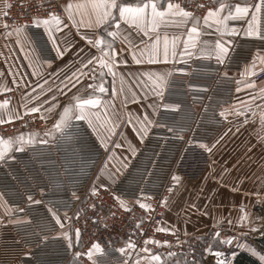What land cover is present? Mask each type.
<instances>
[{
	"label": "crops",
	"instance_id": "crops-1",
	"mask_svg": "<svg viewBox=\"0 0 264 264\" xmlns=\"http://www.w3.org/2000/svg\"><path fill=\"white\" fill-rule=\"evenodd\" d=\"M60 1L64 14L59 17L67 27H62L60 32L55 33L57 44L63 50L67 46L64 40H67L71 43V47L59 58L56 57V53L52 50V45L48 40L46 46L39 48L28 30L17 42L18 37L15 34V28L5 29V16H0V105H3L0 106V120L3 121L0 126L21 120L26 115H33L43 120L49 133L53 125L59 120L64 107L70 103H75L72 99L73 96L79 94L83 99H87L93 92L92 89L88 88V85L93 83L89 78L92 75L89 69L98 68V64L85 69L89 73L88 76L80 80V83L76 84L74 88L69 85L68 89L63 90L62 94H59L56 91V87H54V85L59 84V80H63L64 75L70 76L73 71L79 68L82 61L86 62L92 56L99 55L98 49L88 44L87 40L82 38L83 36L86 35L92 39L106 36V33L103 32V26L101 28L86 26L89 22L94 23L95 21V16L90 7V0H71L73 4L85 5L84 9L76 13L77 22L83 21V25H85L81 26L79 30L73 26L65 12V6L70 0ZM232 1L240 3V0H223L225 3ZM5 2L8 4L7 0H0V11L7 12V9L3 6ZM123 2L136 5L140 3V0H123ZM160 2L166 7L168 0H160ZM218 7L219 2L216 8ZM250 18L251 13L248 19ZM246 24L247 19L228 21L230 27L243 28ZM259 26L264 29V14L261 15ZM114 27L115 25L113 24L109 31H112ZM189 27H191V24L181 26L171 23L162 24L159 32L161 36L165 32L169 36L180 35L182 32L186 33ZM121 28L125 30L124 34L129 36L136 49L144 46L141 43L142 41L150 42L143 32L137 33L133 25L121 21ZM207 32L210 35L202 36V40L207 39L214 43L219 38L215 27L207 29ZM7 33H12V35H7ZM228 38L224 37V39ZM113 47L118 53L117 60L122 56L127 61L126 64H118L117 71L124 75L128 84H134L135 79L128 75L129 73L145 71L163 73L171 70L172 75L164 88L162 99L155 95H148L145 98L144 93L134 87V91L139 97V99L134 101L126 100V94L119 91V78H117L115 85L117 94L113 96L112 76L105 75L104 85L108 91L103 94L102 99L110 101L114 106L112 111L116 113L119 122V127L116 129L115 135L110 138L106 148L110 150L106 158L107 162L113 150L125 149L126 152L112 176L108 178L101 176L100 180L102 182H100L102 184H98V187H109L112 184L109 183L107 185L109 179H115L125 169V167H121V164L128 165L133 157V153L128 146L129 143L136 152L144 139L137 135L133 124L128 122L130 116L133 120L136 117L143 120L147 116L148 120L152 121V124L149 125L150 129L160 111L165 108L158 107L154 111L149 105H178L176 108L166 110L179 109L186 102L189 92L194 90L195 86H202V83L207 82L208 79H206L204 74L191 72L188 68L189 64L197 61V65L203 68H210L217 64L214 57L211 59L193 57L187 64L182 61L176 63L171 59L164 61L161 57L159 63L136 64L132 60L128 43L122 39H116ZM180 48H183V44L180 45ZM121 49H123L122 52ZM230 49L231 46L229 47V52ZM41 50H47L51 55L44 56ZM258 50L264 53V49ZM258 50L251 54L249 60L239 63L237 67H230L235 77L230 84L227 85L229 81L225 83L224 89L226 90L217 94L210 106L208 118L198 135L200 151L206 156V165L203 171L194 177H187L181 174L177 176L179 178L177 181L178 186L164 202L162 228L167 229L166 232L175 234L177 242L184 243L192 238H197L207 249L221 250L229 248L231 250L234 248V250H237L236 253L240 251L247 252L261 264H264V259H262L264 258V250L259 247L258 240H250L247 236H244V229H249L252 225H257V223L258 225L263 223L260 212L255 210V204L257 202L264 204V121H262V116H264V96L260 94L261 87H264V84H262L264 79L256 80L253 76L247 77L249 83H255L254 88H247L236 83V81L241 79V71L245 65L252 63L253 55ZM26 56L28 57L27 59ZM30 60L32 61V66H30ZM47 61H51V63L49 64ZM69 61L73 63L69 64ZM179 68H183L184 72H177L176 69ZM259 68L260 65L257 63L256 72L259 71ZM57 69L61 70L59 80L56 77L50 79V74L56 72ZM34 71L37 74H33ZM46 80L48 81L47 87L52 90L44 91L42 95H39L40 89L36 86L37 84L43 85ZM237 87H240L241 90L237 91ZM34 89L35 91H33ZM33 96L37 98L33 99ZM52 97H55V100H52ZM252 97H255L254 101L251 99ZM44 101H48V103H44ZM5 102L7 103L5 104ZM241 102L248 106L244 109L243 115L239 114ZM53 103H56V107L52 111L46 112L45 110ZM37 106H40V111H29L30 108ZM226 109L228 110L226 117L221 116L220 113ZM93 111H96V109H93ZM246 117L247 123L244 122ZM58 134V132L54 133L46 140H52ZM4 140L11 141L12 144L11 150L6 153V159L11 155L12 150L20 147V143L17 139L10 137ZM117 145L119 146L117 147ZM201 145L206 147H201ZM10 212L11 208L3 198L0 200V223L6 220ZM245 215L246 219L241 222V217ZM58 216L62 221L64 216L62 214ZM62 232H69L73 244H76L74 235L67 227V224H65ZM229 238L232 241L231 245L222 243V241ZM237 245L242 247L237 248ZM125 246L126 244L122 246V248H125L124 254L127 256L124 264H217V260H220V257L217 256L211 260L207 254H204L203 257L190 258L182 251L169 250L167 252L154 253L145 251V249L135 251L133 248L127 249ZM96 253L94 251L91 257L94 260L97 257ZM127 253H130V255ZM157 255L160 259L151 261V257ZM235 257H232V253H230L229 259L225 261V264H235ZM72 260L73 258L68 264H72ZM12 264H24V262L20 260Z\"/></svg>",
	"mask_w": 264,
	"mask_h": 264
},
{
	"label": "built area",
	"instance_id": "built-area-1",
	"mask_svg": "<svg viewBox=\"0 0 264 264\" xmlns=\"http://www.w3.org/2000/svg\"><path fill=\"white\" fill-rule=\"evenodd\" d=\"M7 2L10 7L4 21L8 29L27 26L38 47L46 46L48 39L44 29L33 27L32 22L46 19L50 14L62 16L61 1ZM171 2L180 3L201 18L209 8L215 9L218 5L213 0ZM258 49H264V41L238 35L231 45L226 65L203 68L197 61L189 64V70L204 74L207 82L197 87L192 84L195 89L189 92L181 108L161 110L123 172L111 186L95 189V194L92 185L108 152L86 121L73 119L64 136L58 134L45 144H26L22 151H13L0 162V194L11 208L6 220L0 223V264L20 260L24 264H68L76 253L81 254L78 257L81 264H93V261L95 264H124L127 256L120 249L129 241L135 243V251L176 250L190 258L207 254L211 260L216 258L214 252H220L224 254L220 260L227 261L229 248L207 249L196 238L180 243L175 234L158 229L162 228L164 202L178 186L173 177L179 174L194 177L206 165L198 135L217 94L226 90L225 83L230 84L235 77L230 67L249 60ZM41 51L44 56L51 55L47 50ZM225 72L226 80L219 75ZM253 78L263 80L264 72H256ZM28 126L44 125L40 118L29 115L17 123L2 125L0 135ZM28 197L40 203L33 204ZM121 200L126 202V207L120 206ZM137 201L150 204L151 208L146 210ZM255 209L260 210L261 205ZM52 212L67 216V227L74 238L79 230V244L68 247L61 235L64 228L56 223ZM93 244L100 245L95 260L88 256Z\"/></svg>",
	"mask_w": 264,
	"mask_h": 264
},
{
	"label": "snow or ice",
	"instance_id": "snow-or-ice-1",
	"mask_svg": "<svg viewBox=\"0 0 264 264\" xmlns=\"http://www.w3.org/2000/svg\"><path fill=\"white\" fill-rule=\"evenodd\" d=\"M219 2L218 8H209L208 12L202 18L195 16L192 12L187 11L185 8L181 7L180 3H172L171 0H168L166 7L160 2V0H140V3L132 5L129 3L123 2V0H90V7L95 16L94 23L89 22L86 26L92 28H101L103 26V32L106 33V36H99L96 39H92L89 36H83L82 38L87 40L88 44H91L93 47H96L99 51L98 56H92L91 59H88L86 62L82 61L80 67L71 73V75H64L63 80H59L61 73L60 69H57L56 72L50 74V79L56 77L59 80L56 87V91L59 94H62L63 90L71 87H75L76 84L80 83L85 76H88L89 66L98 64V68L89 69L92 72V75L89 77L93 83L88 85V88L92 89L93 92L88 96L87 99H83L79 94L72 97L75 103H70L65 106L63 111L60 114L59 120L53 125L52 130L45 135L51 136L54 133H59L61 136H64L67 130L72 126V120L77 121H86L88 126L92 128L93 132L96 133L97 139L100 140L101 145L107 148L110 138L115 135L117 127H119L118 117L113 109V105L110 101L103 100V94H105L108 89L104 85L105 75L112 76L113 79V89L112 94L115 96L117 94V89L115 87L117 78L120 81L121 93H125V99L134 101L139 99L134 87L140 89L144 93V97L147 98L148 95H155L159 98H163L164 88L167 86L169 77L172 75V71H164L163 73H158L154 71H145L140 73H129L128 75L134 77V84H128L125 80L123 74L117 71L118 64H126L127 61L121 56L117 60V51L113 47L116 39H122L124 42L129 44V50L131 51L132 60L136 64H154L159 63L161 57L164 61L169 59L175 61L176 63L183 62L187 64L189 60H192L193 57H199L200 59H211L215 58L217 64H227L230 55L229 47L233 45L236 36L243 35L246 37H255L264 41V29L259 26V20L261 15L264 14V0H257L256 3H252L251 0H240V3L232 4L230 2L225 3L223 0H213V3ZM4 8L7 9L10 7L6 2L4 3ZM199 7H204V5H199ZM85 5L83 4H73L70 2L65 6V12L67 13L68 19L72 22L74 27L79 28L83 25V21L77 22L76 13L80 12L81 9H84ZM163 9V10H161ZM226 13V14H225ZM251 13V18L248 19L249 14ZM7 12L0 11V16H6ZM247 19V24L243 28H238L235 26H229V20H245ZM121 21L129 25L135 26L137 33L143 32L144 36L149 38L150 42L142 41L144 45L140 49H136L132 44L131 39L128 35H125V30L121 28ZM175 24L177 26L191 24V27L187 28L186 33H181L180 35L169 36L167 32L160 35V28L162 24ZM115 25L112 31H109V28L112 25ZM32 26L36 28L43 27L45 34L48 37V42L52 45V50L56 53V57H62L65 52L68 51V48L71 47V43L67 40H64V43L67 45L61 50L60 46L57 44V37L55 33L61 31L62 27H67L63 24L61 18L55 14H50L46 19H34ZM5 29L8 28V25H4ZM215 27L216 33H218L219 38L213 43L207 39H201L204 35H210L207 32V29ZM27 26H19L15 28V34L19 38L26 33ZM7 35H12V33H7ZM154 36V39H153ZM224 37H229L224 39ZM111 38V39H108ZM183 44V48H180V45ZM123 49H121V52ZM179 57V59H177ZM28 57L26 56V59ZM51 63V61H47ZM72 61H69V64H72ZM259 63V71L264 72V53L261 50H258L252 59L250 65H245L244 69L240 73L241 79L236 81L237 85H243L247 88H254L255 83H249L247 77L255 76L256 66ZM30 66H32V61L30 60ZM177 72H184L183 68L176 69ZM198 71V70H194ZM33 74H37L35 71ZM221 79H228L227 73L219 74ZM264 84V82H262ZM48 81H44V84H37V88L40 89L39 95H42L44 91H51L50 87H47ZM240 87H237V91H240ZM35 91V89L33 90ZM204 91V89H201ZM261 96H264V87H261L260 90ZM36 96H33V99H36ZM253 101L255 97L251 98ZM52 100H55V97H52ZM7 102H5L6 104ZM48 103V101H44ZM3 106V105H0ZM56 107V103H53L45 111H52ZM153 110H157L158 107H164L165 109L176 108L178 105H149ZM248 106L241 102L239 112L240 115L244 114V109ZM96 109V111H93ZM102 110V111H101ZM29 111L37 112L40 111V106L30 108ZM227 109L220 113L221 116L226 117ZM262 121H264V116H262ZM3 121L0 120V123ZM129 123L133 124L134 130L137 132V135L144 138L148 134L149 125L152 124V121L148 120L147 116L143 120H140L138 117L133 120L130 116ZM245 123H247V117L245 118ZM121 135H123L121 133ZM37 134H30L27 138L23 134L17 138L18 142L23 145L25 143H35V137ZM41 144L47 143L46 140L41 139L39 141ZM11 141H5L3 138H0V162L5 160L6 153L11 150ZM119 145H117L118 147ZM129 149L135 155V149L129 143ZM201 147H206L201 145ZM17 151H22V147L16 149ZM113 159V157H109ZM121 167H126V165L121 164ZM119 170V169H118ZM178 177H173V180L178 181ZM93 194H95V188L93 189ZM2 194H0V200H2ZM29 201L33 204H39L40 201H35L32 197H28ZM119 199V198H118ZM142 208L150 209V204H145L140 201ZM121 207H126V202L120 201ZM23 211V209H20ZM52 211V209H49ZM53 217L56 220V223L60 224L61 228H64V225L61 223L60 217L56 215L55 212H52ZM67 218V217H66ZM246 219V215L241 217V222ZM71 227V226H69ZM139 227V225H137ZM159 231H167V229H158ZM61 235L67 240L68 247L73 246V240L69 232H62ZM218 236V234H217ZM80 242V232L77 229L75 232V243L79 244ZM149 241H145V244ZM159 243V242H156ZM166 243V242H165ZM231 245V239L222 241ZM127 249L135 248V243L129 241L125 246ZM241 245H237V248H241ZM100 251L99 244H93L92 248L88 252V256L91 259L93 252ZM121 252H125V248L120 249ZM145 251H148L145 249ZM130 255V253H127ZM217 257H221L224 254L220 252L213 253ZM238 253H232V257H235ZM80 253H76L73 256L72 264H80L78 257ZM160 257L153 256L151 261H158ZM264 259V258H262ZM95 264V261H93ZM217 264H225L223 260H217Z\"/></svg>",
	"mask_w": 264,
	"mask_h": 264
},
{
	"label": "rangeland",
	"instance_id": "rangeland-1",
	"mask_svg": "<svg viewBox=\"0 0 264 264\" xmlns=\"http://www.w3.org/2000/svg\"><path fill=\"white\" fill-rule=\"evenodd\" d=\"M29 115H26L24 118H22V119H25L26 117H28ZM21 119V120H22ZM41 119V118H40ZM20 120V119H19ZM19 120H16V121H12V122H9V123H6V124H2V125H8V124H14V123H17V122H19ZM41 121H42V124L44 125V123H43V120L41 119ZM1 125V126H2ZM1 126H0V128H1ZM33 133H35V134H37V136L35 137V140H36V142L35 143H25V144H23V145H21L20 144V147H23V146H25L26 144H37V143H40L39 141L41 140V139H44V140H46V139H48L49 138V136H47V135H45L46 133H48L47 132V127L44 125L43 127H37V126H32V127H24V129L23 130H21V131H13V132H7L6 133V135H0V138H3V139H8L9 137L10 138H14L15 140L18 138V137H20L21 136V134H23L24 136H25V138H27L30 134H33ZM50 140V139H49ZM46 141H48V140H46ZM17 149V148H16ZM16 149H14V150H12L11 152H13V151H15ZM109 149H107V155L109 154ZM125 149H120L119 151L117 150H113L112 151V153H111V157H113V159H108V162H107V159H105V163H104V165H103V167H102V169L100 170V172L98 173V175H97V177H96V179H95V181L93 182V185H92V189H98V188H100V187H98L99 185L98 184H102L101 182V180H100V178H101V176L102 177H104V178H108V177H110V176H112L113 175V173H114V171H115V168L118 166V163L124 158V156H125ZM12 154V153H11ZM8 158V157H7ZM107 158V157H106ZM107 162V163H106ZM118 177V176H117ZM116 177V178H117ZM116 178L115 179H109V182H107L108 184L107 185H109V183L111 184H113L114 183V181L116 180ZM101 181V182H100ZM111 184V185H112ZM110 185V186H111ZM257 205H261V209L260 210H257V211H259L260 213V215L262 216V218H261V221H263V223H260L259 225H258V223H257V225L256 224H254V225H252V227L251 228H249V229H244V231H245V233H244V236H247L250 240H258V242H259V247L261 248V249H263L264 250V246L262 245V243L260 242V240H263L264 239V204H262V203H259V202H257L256 204H255V207L257 206ZM256 210V209H255ZM67 217V216H66ZM66 217H63V220L61 221L62 222V224H64V226H65V224H67V222H68V219L66 218ZM66 218V219H65ZM234 233H238V232H234ZM235 237V236H234ZM192 239H194V238H192ZM197 239V238H196ZM199 240V239H198ZM234 252H237V250L235 249L234 250V248L233 249H231V253H234ZM226 259H229V255L226 257ZM224 261V260H223Z\"/></svg>",
	"mask_w": 264,
	"mask_h": 264
},
{
	"label": "trees",
	"instance_id": "trees-1",
	"mask_svg": "<svg viewBox=\"0 0 264 264\" xmlns=\"http://www.w3.org/2000/svg\"><path fill=\"white\" fill-rule=\"evenodd\" d=\"M264 246V239L260 240ZM203 257V255H201ZM235 264H261L256 258L247 252L240 251L235 257Z\"/></svg>",
	"mask_w": 264,
	"mask_h": 264
}]
</instances>
